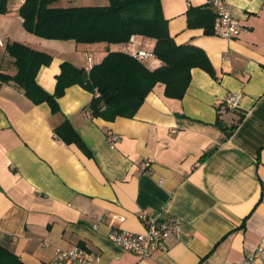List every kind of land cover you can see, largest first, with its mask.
I'll list each match as a JSON object with an SVG mask.
<instances>
[{
  "label": "crops",
  "instance_id": "crops-1",
  "mask_svg": "<svg viewBox=\"0 0 264 264\" xmlns=\"http://www.w3.org/2000/svg\"><path fill=\"white\" fill-rule=\"evenodd\" d=\"M24 1L7 0L0 14L1 75L16 74L5 50L11 43L51 57L36 76L49 94L62 63L85 69L88 56L96 65L108 52H126V44L36 37L18 14ZM208 2L162 0L161 7L175 44L203 50L214 77L192 69L180 100L165 97L156 84L131 119L93 117V94L80 86L65 90L53 114L12 82H0V247L21 264H46L56 249L71 246L99 256L100 264H238L260 248L254 264H264V0H228L244 28L230 41L187 26L189 7ZM106 5L58 0L53 7ZM140 41L142 49H154V40ZM143 65L153 71L163 64L154 58ZM230 94H240L238 108L219 117ZM65 121L79 144L55 134ZM109 133L120 138L114 148L107 144ZM146 161L151 166L144 173L139 167ZM144 212L156 222L175 216L183 230L165 238L163 250L140 259L108 234L112 228L145 233Z\"/></svg>",
  "mask_w": 264,
  "mask_h": 264
},
{
  "label": "trees",
  "instance_id": "trees-1",
  "mask_svg": "<svg viewBox=\"0 0 264 264\" xmlns=\"http://www.w3.org/2000/svg\"><path fill=\"white\" fill-rule=\"evenodd\" d=\"M57 1L25 0L18 10L25 31L46 40L103 43L107 46L125 45L131 36L148 38L155 41L153 53L163 65L150 71L124 51L108 52L89 71L64 62L56 77L55 91L49 94L37 84L36 76L41 67L51 63V57L19 43L7 44L5 50L13 59L16 74L12 77L0 74V82H12L34 105L46 103L55 114L59 111L57 100L65 90L80 86L93 94L88 105L93 117L106 121L117 117L131 119L156 84L163 85L165 97L180 100L189 85L192 69L199 68L214 77V70L203 50L176 45L170 37L162 13V0H107L108 5L102 7H53ZM6 4L7 0H0V14L6 12ZM186 17L189 28H202L205 35H213L215 14L209 2L189 7ZM222 107L218 108L219 117L235 111L222 113ZM238 123L232 126V130ZM54 132L65 143H80L68 121ZM0 264L21 262L0 247Z\"/></svg>",
  "mask_w": 264,
  "mask_h": 264
},
{
  "label": "built area",
  "instance_id": "built-area-1",
  "mask_svg": "<svg viewBox=\"0 0 264 264\" xmlns=\"http://www.w3.org/2000/svg\"><path fill=\"white\" fill-rule=\"evenodd\" d=\"M209 3L215 14L213 35L228 41L236 39L244 31V28L233 15L228 0H209ZM140 39L142 38L139 36H131L126 44L127 47L125 50L138 62L146 63L154 59L155 56L153 50L142 49L144 45ZM223 60H228L226 54H224ZM93 65L92 58L88 56L85 70L89 71ZM240 97V94H230L227 96L221 112L224 113L225 110H236ZM119 140V136L111 133L107 134V144L110 148H114ZM150 166L151 163L146 161L142 162L139 168L144 173H147ZM146 216L145 212L140 216L142 221H147V230L145 233L136 234L112 228L109 231L108 240L121 249L137 255L140 259H144L163 250L165 238L170 235L178 237L182 233L183 224L175 216H171L161 222L148 220ZM44 245L47 246V243ZM260 252L261 249L257 248L252 255L238 264H254L255 258H257ZM46 264H100V257L80 246H71L65 249H56L53 259Z\"/></svg>",
  "mask_w": 264,
  "mask_h": 264
}]
</instances>
